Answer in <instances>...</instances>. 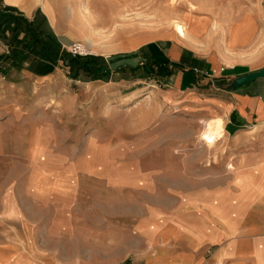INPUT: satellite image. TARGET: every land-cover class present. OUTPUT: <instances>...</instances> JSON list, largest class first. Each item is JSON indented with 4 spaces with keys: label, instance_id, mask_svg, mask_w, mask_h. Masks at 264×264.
<instances>
[{
    "label": "crops",
    "instance_id": "1",
    "mask_svg": "<svg viewBox=\"0 0 264 264\" xmlns=\"http://www.w3.org/2000/svg\"><path fill=\"white\" fill-rule=\"evenodd\" d=\"M262 1L251 0L241 19L250 21L251 32L239 50L255 53L220 65L215 56L193 51L194 71L221 75L241 68L246 74L264 66L252 68L255 58L264 56ZM4 7L17 9L29 20H46L56 35L68 39L37 5L27 12L15 1L0 0V10ZM1 45L0 53L7 47ZM187 49L192 50L175 42L170 59L179 62ZM31 61L0 64V264H264V78L218 91L195 87L194 71H178L171 86L152 90L163 92L162 100L191 101L204 114L222 117L225 133L235 135L234 141H251L229 148L242 157L239 176L245 185L238 197L239 222L234 223L212 218L217 213L206 204L211 202L210 188L202 197L207 206L196 213V190L182 192L189 205L183 208L176 187L165 197L172 206L163 208L148 202L164 196L149 192L147 173L117 181L110 156L116 145V128L109 122L115 115L110 107L114 100L104 112L93 104L105 101L91 99L85 111L78 95L45 91L59 66L43 58ZM137 187L140 206L117 211V199L134 198L137 193L130 192ZM219 211L227 217L223 208Z\"/></svg>",
    "mask_w": 264,
    "mask_h": 264
},
{
    "label": "rangeland",
    "instance_id": "2",
    "mask_svg": "<svg viewBox=\"0 0 264 264\" xmlns=\"http://www.w3.org/2000/svg\"><path fill=\"white\" fill-rule=\"evenodd\" d=\"M250 1L53 0V12L44 11L37 5L48 16L54 29L68 35V39H63L49 27L58 38L59 53L71 52L70 49L76 44L83 54L98 57V63L102 67V71L97 72L99 77L95 79L84 77L74 80L67 75L68 68L58 60L56 65L60 72L45 91H51L54 95H78L81 97L79 101H85V111L86 102L92 101L91 99H95V102L105 101V104H93L103 107L104 112L109 100H114L110 107L115 110V115L109 122L116 128V134L112 138L116 145L112 155L110 154L115 163L116 179L122 181L147 173L148 181L152 183L149 192H159L164 196L156 200L153 196L154 198H149V203L156 202L160 207L170 208L173 201L165 197L179 187L181 207L188 208L186 195H182V192L196 190L201 199L197 200L200 204L195 208L196 213H203L204 206L207 205L202 204V197L204 190L210 188L212 198L206 204L213 213H217V217L212 218L223 222H239V191L245 187L239 176V161L242 157H239L238 152H230L229 148L233 143L250 144L251 141L247 137L234 141L235 135L227 136L223 122L222 139L210 144L204 143L200 137L204 122L215 116L204 114V109L191 101L184 104L181 100H162L163 92L152 90L155 86H161V90L171 86L172 77L178 71H182L183 75L194 71L195 52L215 56L220 65L234 63L245 53L249 57L255 53L254 49L252 52L239 50V44L245 43V39L250 37V21L241 20L244 17L243 11L245 13L248 6L252 5ZM190 4L194 8L191 9ZM2 11L0 10L1 13ZM191 15L198 20V32L195 33L191 31L187 21ZM172 20L183 22L188 34L186 39L178 40L180 37L173 30ZM8 31H11V26ZM7 37L8 34H2L0 43L7 45ZM175 42L192 49L185 50L186 55H181L179 62L170 59L169 48ZM11 53V48L5 46V51L0 53L1 65L32 62L31 56L23 60ZM255 59L252 68H259L264 64V56ZM199 61L201 65L203 62ZM245 67L248 68L247 65ZM243 71L239 68L235 73L224 74L221 71L222 74L218 75V72L195 70V87L225 91L227 89L222 86L229 84L230 76H239ZM206 79L207 82L204 81ZM91 81H96V84H90ZM132 93H136L135 99L128 97ZM184 95L183 100H187L188 94ZM103 122V125H107L106 120ZM142 129L148 131V134L141 133ZM147 143L151 145L148 149L145 147ZM138 186L141 187L140 184ZM139 189L137 187L130 192L137 193L134 198L117 199L116 210L138 208V193H141ZM118 192L119 190L117 195ZM219 208L228 212L227 217L220 215ZM215 247L213 245L211 249Z\"/></svg>",
    "mask_w": 264,
    "mask_h": 264
},
{
    "label": "trees",
    "instance_id": "3",
    "mask_svg": "<svg viewBox=\"0 0 264 264\" xmlns=\"http://www.w3.org/2000/svg\"><path fill=\"white\" fill-rule=\"evenodd\" d=\"M0 12V36L11 26L5 39L11 55L26 59L27 56L43 58L56 65L61 60L68 68L67 75L74 80L95 79L102 71L98 57L88 54H74L70 51L58 52V38L50 31L45 22L29 20L13 7H4ZM16 15H15V14ZM103 74V73H102ZM105 74V73H104Z\"/></svg>",
    "mask_w": 264,
    "mask_h": 264
},
{
    "label": "bare ground",
    "instance_id": "4",
    "mask_svg": "<svg viewBox=\"0 0 264 264\" xmlns=\"http://www.w3.org/2000/svg\"><path fill=\"white\" fill-rule=\"evenodd\" d=\"M17 2L20 7L24 10H30L36 5H40V7L44 11H52V4L53 0H12ZM191 9L194 8V5L190 4ZM194 16H189L187 21L191 28V31L193 33L198 32L196 29V24H198V20H195ZM171 25L173 27V30L175 34L180 37L178 40L186 39L188 34L185 31V26L183 25V22L179 20H172ZM130 99L136 98V93H132L128 96ZM203 130L201 132V140L204 141V143H213L216 141H219L224 136V130H223V120L219 116H215L212 118H209L204 122Z\"/></svg>",
    "mask_w": 264,
    "mask_h": 264
},
{
    "label": "water",
    "instance_id": "5",
    "mask_svg": "<svg viewBox=\"0 0 264 264\" xmlns=\"http://www.w3.org/2000/svg\"><path fill=\"white\" fill-rule=\"evenodd\" d=\"M257 78H264V66L257 71L235 77L229 84L222 86V88L230 90L238 86L247 85Z\"/></svg>",
    "mask_w": 264,
    "mask_h": 264
},
{
    "label": "built area",
    "instance_id": "6",
    "mask_svg": "<svg viewBox=\"0 0 264 264\" xmlns=\"http://www.w3.org/2000/svg\"><path fill=\"white\" fill-rule=\"evenodd\" d=\"M71 50V52L72 53H74V54H83V52L82 51H80V48H79V46L78 45H74V47L72 48V49H70Z\"/></svg>",
    "mask_w": 264,
    "mask_h": 264
}]
</instances>
